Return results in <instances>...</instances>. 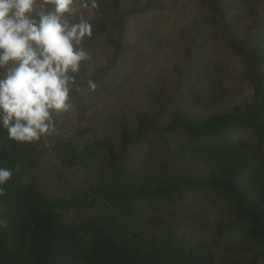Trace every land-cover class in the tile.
<instances>
[{"label":"trees","instance_id":"16d2710c","mask_svg":"<svg viewBox=\"0 0 264 264\" xmlns=\"http://www.w3.org/2000/svg\"><path fill=\"white\" fill-rule=\"evenodd\" d=\"M96 1L100 16L82 45L89 54L82 90H72L81 117L96 106L87 98H101L129 71L126 50L135 47L125 43L127 16L168 9L166 0H135L127 9L122 0ZM238 2L244 9L234 10L232 0L191 7L202 17L182 32L190 67L175 68L180 97L148 84L130 120L105 118L114 121L111 132L103 125L86 137L93 129L78 127L51 138L61 169L51 172L53 182L36 180L51 156L45 137L18 143L0 129V163L14 170L0 195V264H264V0ZM115 25L107 63L93 66L90 55ZM209 26L221 30L252 94L206 113L226 92L222 74L197 70V42ZM177 101L187 105L165 120Z\"/></svg>","mask_w":264,"mask_h":264},{"label":"clouds","instance_id":"9594fccd","mask_svg":"<svg viewBox=\"0 0 264 264\" xmlns=\"http://www.w3.org/2000/svg\"><path fill=\"white\" fill-rule=\"evenodd\" d=\"M97 8L96 0H0V129L9 140L39 142L56 131L55 117L71 109L73 88L82 90L78 77L89 60L82 45L93 35L89 16ZM87 86L96 90L91 79ZM13 174L0 163V195Z\"/></svg>","mask_w":264,"mask_h":264},{"label":"rangeland","instance_id":"374dc122","mask_svg":"<svg viewBox=\"0 0 264 264\" xmlns=\"http://www.w3.org/2000/svg\"><path fill=\"white\" fill-rule=\"evenodd\" d=\"M134 1L122 0V5L127 9L133 5ZM140 1L143 0H139V3ZM232 1L236 2L234 10L244 9L243 6H239L238 0ZM166 2L168 9L163 12L154 11L152 14L143 13L139 16H127L125 43L135 47L134 51L126 50L128 64L129 59L131 60L130 65H127L129 71L126 73L121 71L119 77L111 84L109 90L105 91L101 98H98L99 100L91 101L87 98L86 104L95 103L96 106L94 109L86 111L83 117L74 108L65 114L63 113V117L56 124V131L45 137V145L51 156L46 162V169L42 170L36 177L39 183L53 182V176H51L53 173L51 172H55L57 169L61 170L53 152H51L50 140L55 135L70 134L78 127H91L94 132H89L86 135V137H91L95 131L100 132V126L103 125H106V130L111 132L114 128V121L106 122L107 119L105 118L116 113L117 117L130 120L135 108L144 101V98L140 100V94L148 84L157 87L164 86L168 90V96L173 94L177 98L180 97V91L176 90L178 78L175 74V68L188 69L190 67L186 52V39L182 32L190 28L194 18H201L202 16H199L201 13L197 14L194 10L192 11L189 0H166ZM210 15L208 14L207 17ZM250 23V18L243 20L240 29L241 35L246 32ZM204 33V39L197 42L199 46L197 49L203 54L202 59L197 61L198 64H201L197 70L200 69L199 72L202 74L208 70L212 75H223L221 84L226 88V92L221 95L217 103L206 109V113L210 111L219 112L225 108L239 105L245 99L250 98L252 89L242 81L240 61L224 41L221 30L216 26H209ZM116 35L117 28L115 25L109 27V34L100 38L97 52L90 55L94 62L93 66L107 63L114 49L111 37H116ZM194 70L196 71V68ZM159 74H163L162 78L155 77ZM207 84H209L208 80L205 81L204 86ZM134 88L138 89L139 94L130 93V89ZM91 96L94 98L93 92ZM212 97L213 94L210 98ZM147 102L148 99H146L142 109H149L150 106ZM178 102L173 103L172 110L170 109L171 111L166 114L165 120L168 121L171 118L174 109L184 108L187 105L186 101V104ZM158 107L156 105L152 109L156 110ZM68 176L71 177L72 175L69 173ZM53 189L55 190V187Z\"/></svg>","mask_w":264,"mask_h":264},{"label":"built area","instance_id":"2783aa9c","mask_svg":"<svg viewBox=\"0 0 264 264\" xmlns=\"http://www.w3.org/2000/svg\"><path fill=\"white\" fill-rule=\"evenodd\" d=\"M96 2L98 4V8L92 10L91 15L89 16L90 21H94L100 16V14H99V3H98V1H96ZM197 3H198V0H189V5L191 7L196 6ZM84 11L87 12V10H84ZM73 19H74L73 17H69L70 22L73 21ZM76 19H78V16L76 17Z\"/></svg>","mask_w":264,"mask_h":264},{"label":"crops","instance_id":"0c3cea01","mask_svg":"<svg viewBox=\"0 0 264 264\" xmlns=\"http://www.w3.org/2000/svg\"><path fill=\"white\" fill-rule=\"evenodd\" d=\"M152 12L154 13V11H149V12H147L148 14H152Z\"/></svg>","mask_w":264,"mask_h":264}]
</instances>
